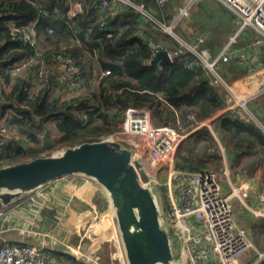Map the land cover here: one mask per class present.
<instances>
[{"label":"trees","instance_id":"16d2710c","mask_svg":"<svg viewBox=\"0 0 264 264\" xmlns=\"http://www.w3.org/2000/svg\"><path fill=\"white\" fill-rule=\"evenodd\" d=\"M70 1L0 0V122L11 128L10 136L0 142V167L107 138L121 130L128 108L150 109L153 124L160 126L174 123L178 115L189 111H196L201 120L212 118L227 106V89L191 51L174 55L166 64L151 63L152 44L172 53L182 44L138 8L124 5L118 12L105 14L102 0H82L81 10L71 14ZM134 1L141 5L145 0ZM149 1L152 14L164 24L171 23L185 3ZM249 32L258 38L252 29ZM26 33H33L32 43L24 39ZM246 37L236 42L247 44L250 36ZM236 42L216 65L223 79L240 74L250 62L248 69L254 67L253 72L261 66L258 61L241 62L234 53ZM218 48L214 53L202 42L197 46L211 57L223 46ZM262 51L264 58V47ZM38 53L49 68L45 83L36 77V64L15 72L24 58ZM58 55L77 61L83 71L80 86H71L72 76ZM248 105L251 108L253 102ZM261 110L254 111L264 123ZM211 124L224 139L231 166L247 172L261 166L264 171V130L259 125L227 113L216 116ZM175 162L180 168L220 170L223 156L208 126L184 140ZM256 243L264 251V241Z\"/></svg>","mask_w":264,"mask_h":264},{"label":"built area","instance_id":"2783aa9c","mask_svg":"<svg viewBox=\"0 0 264 264\" xmlns=\"http://www.w3.org/2000/svg\"><path fill=\"white\" fill-rule=\"evenodd\" d=\"M81 1H70L71 14L81 10ZM166 1L159 0L161 4ZM221 1L231 8L240 26L238 31L230 36L219 54L216 57H211L207 50L200 51L197 47H190L184 42L181 49L173 53L168 52V54L172 61L174 55H180L186 50L191 51L222 83L224 79L218 75L216 65L221 58H227L229 47L236 42L239 35L245 30L252 29L259 35L260 39L256 40L257 43L264 40V0ZM195 2L197 0H186L171 24L166 26L159 23L160 26L171 30L179 24L182 16L187 14ZM110 6L109 0H102V10L108 9ZM112 12H116V10ZM24 39L32 43L33 33H26ZM57 59L61 62L65 72L72 76L71 86H80L83 81V71L77 65V61L71 56L63 57L62 55H58ZM246 59L243 58L241 62ZM247 61L249 60L245 62ZM30 64L38 65L36 73L38 80L47 82L49 68L41 53H38L36 57L24 58L15 72ZM189 66H192V63H189ZM227 91L229 93L228 104L217 116L227 113L244 121L252 120L257 124L258 119L248 105L256 97V92L253 90L250 95L240 93L242 96L239 97L236 88L230 86ZM261 94L264 95V88ZM214 117L201 120L196 111H189L178 115L174 123L159 126L153 124L150 109L128 108L121 130L107 137L119 139L120 135L121 142L129 145L128 147L141 160L143 166V159L145 160L147 156L157 162L158 168L154 175L158 179L153 177V173L149 169H146L145 166L144 168L150 176L147 185L158 196L164 191L160 183L162 173H164L168 198L165 219L169 225L172 239L180 245L183 264H185L184 260L186 264H240L241 258L254 247L247 229L241 227L236 221L232 206L233 198H238L245 203L249 195L247 186H232L231 191L225 193L223 182L217 172L176 166L175 158L184 140L192 132L202 127L208 126L211 129L210 123ZM10 133L11 128L7 122H0V142L7 139ZM133 136H140L141 140L135 142ZM129 137L131 138L129 139ZM135 147L139 149V152ZM224 173L228 176L229 169L226 168ZM51 253L36 244L4 243L0 245V264H51ZM257 253L258 258L253 264H257L264 258L263 251H257Z\"/></svg>","mask_w":264,"mask_h":264},{"label":"crops","instance_id":"0c3cea01","mask_svg":"<svg viewBox=\"0 0 264 264\" xmlns=\"http://www.w3.org/2000/svg\"><path fill=\"white\" fill-rule=\"evenodd\" d=\"M110 1V8L103 10L101 8L105 14L113 13V10L118 12V9L124 5H132L145 16L160 23L151 12L149 0L143 1L141 5L134 0ZM239 26L240 23L231 8L221 0H197L187 14L182 16L179 24L171 29L172 32L165 27L162 29L180 44L184 42L196 48L199 42H202L212 52L218 53V47L220 45L224 47L230 36L238 31ZM247 35L250 36L249 42L239 45L237 42L241 38H248ZM239 37L236 42L237 48L234 50L235 56H240V61L243 58L252 60L254 63L258 61L261 66L253 72L254 67L248 69L250 62L236 79L243 75L250 77L263 72L264 40L257 43L256 40L260 38L256 40L252 38L249 30H245ZM213 46L215 48H212ZM261 84H264V77L259 85ZM250 102H253L251 110L257 109L261 113V108L264 109V98L263 101ZM254 110L252 112L258 119L257 124L264 130V123ZM211 126L212 130H210L216 137L223 156L221 169L211 171L219 174L225 193L230 192L232 186H247L249 195L245 203L238 198H233L232 206L236 221L241 227L247 229L252 238L258 233L257 230L264 231V171L261 166H257L251 172L245 171L240 166H231V158L227 154L224 139L217 127L212 124ZM118 138L117 140H122L120 135ZM226 168L229 169L228 176L224 173ZM14 242L36 244L52 252L51 264H108L106 260L109 257L116 258L118 254L108 253L106 248H110V245L122 247L116 216L106 190L94 179L76 174L56 179L26 192L0 210V245ZM176 246L179 247L177 241ZM120 257L122 258L119 264L127 261L124 248ZM255 261L254 254L247 252L241 258L240 264H253Z\"/></svg>","mask_w":264,"mask_h":264},{"label":"water","instance_id":"95a60500","mask_svg":"<svg viewBox=\"0 0 264 264\" xmlns=\"http://www.w3.org/2000/svg\"><path fill=\"white\" fill-rule=\"evenodd\" d=\"M152 46L151 63L171 62L168 52ZM263 77L264 71L233 85L241 94L250 95ZM75 174L94 179L106 190L128 264H176L175 242L165 219L166 202L147 185L150 176L141 160L114 138L86 141L56 155L0 167V210L26 192Z\"/></svg>","mask_w":264,"mask_h":264},{"label":"rangeland","instance_id":"374dc122","mask_svg":"<svg viewBox=\"0 0 264 264\" xmlns=\"http://www.w3.org/2000/svg\"><path fill=\"white\" fill-rule=\"evenodd\" d=\"M171 32H172V30H170ZM252 35L253 36H255L256 34H255V32L253 31L252 32ZM238 75H235L234 77H232V78H229V79H224L223 81H222V85H223V87H224V89L226 90L227 88L229 89L230 88V86L231 87H233V88H235V86L234 85H232V84H234V81H238V80H241V81H243V80H245L248 76L247 75H243V76H240L239 77V79H236L235 77H237ZM244 76H246L245 78H242V77H244ZM263 88H264V84H261V86L259 85L258 87H256L254 90H255V92H256V97L253 99L254 100V102H256L257 100H261V101H263V98H262V96H263V94H261V91L263 90ZM234 91L236 92V90L234 89ZM228 92V91H227ZM237 94H238V91H237ZM229 95V94H228ZM238 96L240 97V96H242V95H240V94H238ZM261 96V97H260ZM235 97V96H234ZM237 98V97H236ZM243 98V97H242ZM237 103V102H236ZM257 103H259V102H257ZM131 137H129V139H130ZM23 140H25V139H23ZM133 140L136 142H138V141H140L141 140V137L140 136H133ZM124 144H125V146H129L127 143H125L124 142ZM65 149V147H60V148H57V149H55V150H53V151H51V153H50V155H56L57 153H59V152H61V151H63ZM135 149L139 152V149L137 148V147H135ZM222 154V153H221ZM143 161H144V166H145V168L146 169H149L150 171H151V173L153 172V177H155V178H157V176H155L154 175V173H155V171H156V168H158V164H157V162H155L152 158H149L148 156L146 157V159L144 160L143 159ZM244 163H245V161H244ZM218 169H221V167L220 168H218ZM81 176H84V175H81ZM158 179V178H157ZM160 183H161V187L164 189V191H162L161 192V197L160 198H163L164 200H165V202L167 203L168 202V198H167V192H166V189H167V182H166V177H165V175H164V173H162V177H161V180H160ZM257 234H254L253 235V239L251 238V240H252V242H253V245H254V247L249 251L250 253H252V254H254V256H255V259H257L258 258V253H257V251H261L260 249H258V248H260V245H257V243L255 242V239H254V237L256 236V240H257V242L258 243H263V241H264V231H259V230H257ZM122 242V241H121ZM175 244V246H174V250L178 253H176V259H175V262H176V264H183V261L181 260V252H180V245H179V247H177L176 246V243H174ZM258 246V248L256 247V245ZM264 244V243H263ZM111 247L110 248H106V251L109 253V252H111V253H117L118 255H117V257L116 258H111V257H109V259L108 260H106V262L108 263V264H119V262H121V258L122 257H120L121 256V252L123 253V243H122V247L120 246V245H110ZM264 252V251H263ZM107 253V254H108ZM264 260V259H263ZM111 261H113L114 263H112ZM122 264H128L127 263V261H125L124 263H122Z\"/></svg>","mask_w":264,"mask_h":264},{"label":"bare ground","instance_id":"6f19581e","mask_svg":"<svg viewBox=\"0 0 264 264\" xmlns=\"http://www.w3.org/2000/svg\"><path fill=\"white\" fill-rule=\"evenodd\" d=\"M254 89H255V88H254ZM254 89H253V90H254ZM254 91H255V90H254ZM184 263L186 264V261H185V260H184Z\"/></svg>","mask_w":264,"mask_h":264}]
</instances>
